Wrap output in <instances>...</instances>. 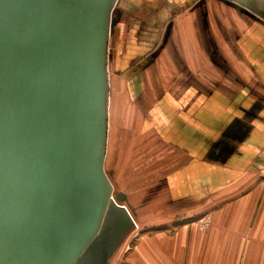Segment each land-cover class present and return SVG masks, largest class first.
Returning a JSON list of instances; mask_svg holds the SVG:
<instances>
[{
	"label": "crops",
	"instance_id": "0c3cea01",
	"mask_svg": "<svg viewBox=\"0 0 264 264\" xmlns=\"http://www.w3.org/2000/svg\"><path fill=\"white\" fill-rule=\"evenodd\" d=\"M160 1L112 31L113 184L134 215L212 226L142 234L128 264H264V0Z\"/></svg>",
	"mask_w": 264,
	"mask_h": 264
},
{
	"label": "water",
	"instance_id": "95a60500",
	"mask_svg": "<svg viewBox=\"0 0 264 264\" xmlns=\"http://www.w3.org/2000/svg\"><path fill=\"white\" fill-rule=\"evenodd\" d=\"M118 1L0 0V264H79L100 231Z\"/></svg>",
	"mask_w": 264,
	"mask_h": 264
},
{
	"label": "rangeland",
	"instance_id": "374dc122",
	"mask_svg": "<svg viewBox=\"0 0 264 264\" xmlns=\"http://www.w3.org/2000/svg\"><path fill=\"white\" fill-rule=\"evenodd\" d=\"M121 2H117L115 6L116 12L122 9L123 13L120 16V19H124L127 17L128 13H126V9L131 10L130 12L135 15L137 18H141L142 16L145 19H151V11L153 13V8H156L162 2L159 0H120ZM187 3H190V0H183ZM200 1V0H199ZM198 1V2H199ZM134 5L133 9H130L128 6ZM159 3V4H158ZM167 3H173V0H167ZM180 2H177L175 7L179 5ZM126 6H128L126 8ZM182 7L178 6L175 12L172 11L171 15L167 16L171 17L170 21H173L175 15L180 11V8H186L183 4ZM187 7H190L189 5ZM179 8V9H178ZM135 10V11H134ZM134 11V12H133ZM188 11V10H187ZM113 13V16H114ZM116 18V17H115ZM119 20L117 21L118 24ZM262 24H264V16H262L261 20H259ZM115 25V27L117 26ZM114 27V28H115ZM112 34V33H111ZM109 36V43L107 49V88H106V106H107V119H106V159H105V172L110 182V190H109V204L107 205L105 218L103 220L100 231L95 239V241L91 244L89 250L86 252L83 262L80 264H103L104 260H109V264H128V261L132 259V257H136V255L131 256V250L134 247L136 240L142 234H150V236H154L152 234L161 233V234H171L169 231L173 230L177 226L180 225H190L191 228H196L199 232H205L212 226V216L210 211H197L195 214H188L181 216L183 217L181 223L175 222L176 217L172 218H142V210L140 207H137L135 210V215L132 212L133 210L128 207L127 203L118 202L115 198L117 194V188L113 184L114 180L112 179L113 169L110 165L111 158V150H110V111L108 109L109 106V87H108V74L110 70V64L112 59H114V38L112 35ZM112 58V59H111ZM111 175V177H110ZM110 177V178H109ZM264 181V177L262 178ZM120 189V188H119ZM124 190V188H123ZM251 190V189H249ZM262 196H264V187L262 189ZM110 202L115 205V207H110ZM141 204V203H140ZM139 204V205H140ZM158 209L152 214H157ZM156 216V215H155ZM209 216V217H207ZM207 217L210 222L208 227L203 230H200L199 220ZM172 222V223H171ZM170 225H165V224ZM172 224V225H171ZM101 260L103 262L101 263Z\"/></svg>",
	"mask_w": 264,
	"mask_h": 264
},
{
	"label": "built area",
	"instance_id": "2783aa9c",
	"mask_svg": "<svg viewBox=\"0 0 264 264\" xmlns=\"http://www.w3.org/2000/svg\"><path fill=\"white\" fill-rule=\"evenodd\" d=\"M207 217H209V216H207ZM207 217H205V218L199 220L198 223H200V225H199L200 230H203V229H205L206 227H208L210 220H209V218L206 219Z\"/></svg>",
	"mask_w": 264,
	"mask_h": 264
},
{
	"label": "flooded vegetation",
	"instance_id": "af4514ba",
	"mask_svg": "<svg viewBox=\"0 0 264 264\" xmlns=\"http://www.w3.org/2000/svg\"><path fill=\"white\" fill-rule=\"evenodd\" d=\"M121 2V1H120ZM129 4H131V3H128V5ZM166 5H170L171 6V4H166ZM129 7H130V9H133L135 6L132 4V5H129ZM161 7V6H160ZM126 8H127V6H126ZM131 11V10H130ZM135 11V10H134ZM123 13V11H122V9H120V10H118L117 12H116V10H115V13H114V18L116 17V19L117 20H119L120 19V16H121V14ZM171 13H172V11H171Z\"/></svg>",
	"mask_w": 264,
	"mask_h": 264
},
{
	"label": "bare ground",
	"instance_id": "6f19581e",
	"mask_svg": "<svg viewBox=\"0 0 264 264\" xmlns=\"http://www.w3.org/2000/svg\"><path fill=\"white\" fill-rule=\"evenodd\" d=\"M104 171H105V168H104ZM106 173V172H105ZM107 175V174H106Z\"/></svg>",
	"mask_w": 264,
	"mask_h": 264
},
{
	"label": "trees",
	"instance_id": "16d2710c",
	"mask_svg": "<svg viewBox=\"0 0 264 264\" xmlns=\"http://www.w3.org/2000/svg\"><path fill=\"white\" fill-rule=\"evenodd\" d=\"M119 2H120V0H119ZM112 35V34H111Z\"/></svg>",
	"mask_w": 264,
	"mask_h": 264
}]
</instances>
